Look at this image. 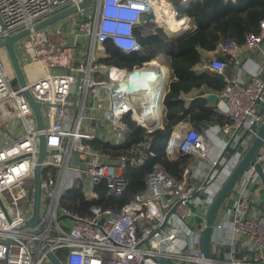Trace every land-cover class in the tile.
<instances>
[{
	"label": "built area",
	"instance_id": "built-area-1",
	"mask_svg": "<svg viewBox=\"0 0 264 264\" xmlns=\"http://www.w3.org/2000/svg\"><path fill=\"white\" fill-rule=\"evenodd\" d=\"M82 1L0 0V44L6 35L28 30L15 43L23 87L13 83L15 75L0 46V264H41L49 261L47 251L61 264H164L165 260L173 264H264V139L255 161L245 166L218 206L209 239L210 257L201 249L209 207L264 122L261 68L247 70L236 59L242 52L260 48L264 18L256 32L245 36L243 46L233 40L223 42L221 51L235 59L231 74L225 72L226 63L220 57L202 58L195 67L198 72L222 77L224 88L218 94L216 111L229 118L203 131L185 123L172 129L166 151L172 157H194L197 164L185 166L180 180L156 164L146 174L144 188L120 208L91 204L87 214L81 215L61 204L63 198L71 197L70 191L80 190L92 200L100 195L120 198L128 183L127 165H143L154 155L151 137L119 154L112 148L125 143L131 131L129 121L147 132L160 125L169 84L156 58L132 69L102 61L107 57L103 43L110 41L129 55L141 49L134 34L138 25L154 24L144 35L154 34L155 27L179 33L191 29L187 16L177 17L171 0H88L89 5L79 9ZM193 1L197 0L178 3L187 6ZM74 6L77 11L62 20L69 24L61 35L57 23L34 29ZM159 8L169 13L171 24L157 18ZM150 12L154 18L147 20ZM179 22H183L179 29L172 27ZM53 27H57L55 32L49 30ZM133 69L147 74L161 70L162 75L153 83L148 81L145 88L128 91L120 86L128 83ZM24 90L39 103L42 129L37 128ZM212 133L221 143L216 155ZM40 134L47 153L40 163L39 221L23 226L33 216ZM192 208L198 210L194 227L189 225L195 215ZM59 249L63 250L61 258L56 255Z\"/></svg>",
	"mask_w": 264,
	"mask_h": 264
},
{
	"label": "trees",
	"instance_id": "trees-1",
	"mask_svg": "<svg viewBox=\"0 0 264 264\" xmlns=\"http://www.w3.org/2000/svg\"><path fill=\"white\" fill-rule=\"evenodd\" d=\"M172 2L176 6L178 16H188L193 28L175 34L155 27L154 34L144 35L154 24L146 22L138 25L134 34L141 49L129 55H123L110 41L103 43L107 54V57L102 58L104 62L132 69L159 57L167 72L169 85L160 112V125L151 132L134 127L126 135L123 145L112 148L115 154H119L131 144L151 137L154 155L148 157L143 165H127L125 176L128 183L120 198L107 199L100 195L99 199L92 200L86 199L80 190L70 191L68 195L71 197H67L64 202L72 211L85 215L91 204L120 208L144 188L145 176L156 164L170 176L180 180L189 156L172 157L166 151V143L173 127L180 121H188L194 125L201 122H215L220 125L229 122L227 117L217 114L213 107L204 106L200 98L197 99L200 102L197 109L193 110L186 107L184 100L179 97L201 86L215 92L222 91L224 83L219 74L198 72L194 68L201 63L202 53L213 50L219 40H233L242 44L248 33L256 32L260 20L264 18V0H235L228 3L223 0H197L186 7L180 6L178 0ZM62 253L63 250L59 249L56 255L61 258Z\"/></svg>",
	"mask_w": 264,
	"mask_h": 264
},
{
	"label": "water",
	"instance_id": "water-1",
	"mask_svg": "<svg viewBox=\"0 0 264 264\" xmlns=\"http://www.w3.org/2000/svg\"><path fill=\"white\" fill-rule=\"evenodd\" d=\"M88 5H89L88 0H83L79 4L78 8L79 9L86 8ZM78 8L74 6V7H70L68 9H65V10L41 21L40 23L36 24L34 26V29L38 30V29H42L45 27H49L53 24H56V23L62 21L67 16L76 12ZM145 18L147 20L153 19L154 14L152 12H150L145 16ZM27 34H28V30H24V31L18 32V33L13 34V35H6L0 44V46L4 47L5 54L7 55L11 70L15 75L17 83L21 87H23L25 85V80H24L23 73L21 71V67H20V64H19V61H18V58L16 55L15 43L18 41V39L26 36ZM158 71L161 72V70H158ZM144 74H145L144 71H140L138 69H133L128 75V83H122L120 87H122L123 89H126L128 91H136L137 89L145 88L146 87L145 82H144L145 86H143V87L137 88L135 86V80L137 79V81H138V79L141 78V75H144ZM23 94L26 97L28 103L30 104V106L33 110V113H34V116L36 119L37 128L42 129L43 124H42V117H41L40 110H39V103L34 101V99L31 97L30 93L27 90H24ZM207 99L211 103H214V101L216 100V95L215 94H209V95H207ZM263 139H264V122L258 127L257 132H256V136L254 137L253 141L251 142L247 152L245 153V155L243 156V158L241 159L239 164L236 166V168L233 170L231 175L228 177L226 182L223 184L221 189L218 191L217 195L215 196V198L213 199V201L209 207L208 213H207L206 218H205V227L203 229L202 238H201V249L204 253V256L207 258L210 257L209 239H210L212 223H213V220L215 218L218 206H219L221 200L223 199V197L225 196V194L227 193V191H229L231 189L232 185L235 183V181L237 180V178L239 177V175L241 174V172L243 171L245 166L250 161H252V162L255 161L256 152H257L259 146L261 145ZM46 153L47 152H46L45 144H44V136L42 134H40L39 135L38 159H37V163L34 167L33 216L30 220H28L25 224H23V226H34L39 221L38 210H39V202H40V163L42 162ZM255 168H256L258 174L260 175V177L263 178V174H262L260 165L256 163ZM10 225L13 227H16L12 223H10ZM43 250H46V248L43 247ZM46 255H47L49 261L51 262V264H61L60 261L57 259V257L51 251H47ZM3 264H5V263L3 262ZM164 264H173V263L169 260H165Z\"/></svg>",
	"mask_w": 264,
	"mask_h": 264
},
{
	"label": "crops",
	"instance_id": "crops-1",
	"mask_svg": "<svg viewBox=\"0 0 264 264\" xmlns=\"http://www.w3.org/2000/svg\"><path fill=\"white\" fill-rule=\"evenodd\" d=\"M171 1H173V0H171ZM174 6H175V4H174ZM183 7H186V6H183ZM181 16H186V15H180V16H177V17L180 18ZM187 20H188V26L193 28L194 26L190 23V20H189L188 16H187ZM65 22L66 21H61L60 23L65 27L66 26ZM172 27L174 28L175 26L172 25ZM163 30L166 31V32H170V31L165 30V29H163ZM172 33L176 34V33H179V32L175 30ZM224 41L225 40H222V39L219 40L217 42V44H216V47L213 50L203 52L202 53V58H211V57H220V58H222L225 61V63H226L225 72L227 74H231L233 72V70H234V61H235V59L231 56V54L224 53L223 51H221V46H222ZM243 44H244V42L242 44H240V45L243 46ZM236 59L239 60V64H241L242 66H245V68L247 70H253L258 65V67L261 68L260 69V77H262L264 79V38H263V41H262L259 49H256L254 51L242 52V53L239 54V56ZM194 70L197 71L195 68H194ZM166 74H167V72H166ZM242 76L245 79L248 78L247 74H243ZM167 82L169 83L168 79H167ZM167 91H168V88L165 91V94L167 93ZM165 94H164V96H165ZM209 94H215L216 95V100L214 101V103H211L207 99V95H209ZM218 94H219V92H215V91H212V90H210V89H208V88H206L204 86H201L200 88H194V89H192L191 91H189L187 93L181 94L179 98L184 100L186 107H191L193 110L197 109L198 104L200 103L199 101H197V99L200 98L201 102L204 103V106L213 107L214 111L217 114L223 115V116L228 118V116H226V114L219 113L218 111H216L217 105L219 104ZM163 106H164V98L162 100V109H163ZM179 123H185L187 125H191L192 127L197 129L198 131H203L208 125L213 126V125L217 124L215 122H201V123H198V124L194 125V124H192V123H190L188 121H180L177 124H179ZM210 138H211V141H212V144H213V155H216L219 152L220 148H221V146H220L221 143H220L219 138H218V136L216 134L212 133Z\"/></svg>",
	"mask_w": 264,
	"mask_h": 264
},
{
	"label": "rangeland",
	"instance_id": "rangeland-1",
	"mask_svg": "<svg viewBox=\"0 0 264 264\" xmlns=\"http://www.w3.org/2000/svg\"><path fill=\"white\" fill-rule=\"evenodd\" d=\"M68 25L69 24V22L68 21H66L65 22V25ZM56 26L58 27V29H59V34L61 35L62 33H61V31H63V28H65L61 23H57L56 24ZM57 27L56 28H52V29H49L51 32H55L56 31V29H57ZM56 41H58V38L57 37H55L54 38ZM96 53H99V51H96ZM158 62L161 64V61H160V59H159V57H158ZM150 68V66L149 65H145L144 66V68ZM149 74V73H148ZM147 80H149V81H152V75L151 76H149V78H146ZM14 84L15 83H17V80L16 81H14L13 82ZM146 121H150L151 120V116L149 115V114H146ZM130 124V125H129ZM128 127H129V130H131L132 128H134V127H136L135 126V124L134 123H132V122H128ZM197 162H198V160L196 159V158H194V157H191V156H189V160H188V162L186 163V166L187 167H189V168H192V167H194L196 164H197ZM64 200H66V198H63L62 200H61V204L62 205H66V202H64ZM192 210H193V212H194V217L191 219V221H190V223H189V225L191 226V227H194V225H195V222H196V218H198V216H197V214H198V210L197 209H195V208H192ZM190 220V219H189ZM236 239H238V236H236ZM213 256H215V255H213ZM41 264H51L48 260H43L42 261V263Z\"/></svg>",
	"mask_w": 264,
	"mask_h": 264
},
{
	"label": "bare ground",
	"instance_id": "bare-ground-1",
	"mask_svg": "<svg viewBox=\"0 0 264 264\" xmlns=\"http://www.w3.org/2000/svg\"><path fill=\"white\" fill-rule=\"evenodd\" d=\"M156 15H157L158 19H167L168 20V18H170L169 13L167 11L162 10L161 8H159L158 11H156ZM168 22L171 24L170 20H168ZM182 24H183V22H179V23L175 24L174 26H175V28L179 29L182 26ZM157 71L155 73H151V74L145 73L144 75H141V78L138 79V81H137V79L135 80V86L137 88L145 86V83L147 84L149 81L146 78H149V76H151V75L153 78L152 81L159 78L162 75V72H160V71L157 72ZM148 88H149V90H151L152 86L148 85ZM148 99H149V97H148ZM152 106H154V104ZM152 110L155 112L154 107L152 108Z\"/></svg>",
	"mask_w": 264,
	"mask_h": 264
}]
</instances>
